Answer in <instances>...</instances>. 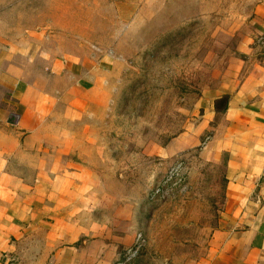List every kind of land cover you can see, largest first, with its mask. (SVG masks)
<instances>
[{
    "label": "crops",
    "instance_id": "0c3cea01",
    "mask_svg": "<svg viewBox=\"0 0 264 264\" xmlns=\"http://www.w3.org/2000/svg\"><path fill=\"white\" fill-rule=\"evenodd\" d=\"M32 4L0 0V264H110L129 199L103 181L94 125L111 102L117 58L66 49L36 28L51 23L31 22ZM251 4L238 60L201 102L226 194L200 264H264V0Z\"/></svg>",
    "mask_w": 264,
    "mask_h": 264
},
{
    "label": "rangeland",
    "instance_id": "374dc122",
    "mask_svg": "<svg viewBox=\"0 0 264 264\" xmlns=\"http://www.w3.org/2000/svg\"><path fill=\"white\" fill-rule=\"evenodd\" d=\"M31 6V22L51 23L36 28L64 38L66 49L117 58L111 102L94 125L103 181L129 199L119 204L110 264H200L226 194L222 157L207 149L211 132L200 130L201 102L238 60L239 24L251 0ZM223 105L221 99L215 107Z\"/></svg>",
    "mask_w": 264,
    "mask_h": 264
}]
</instances>
